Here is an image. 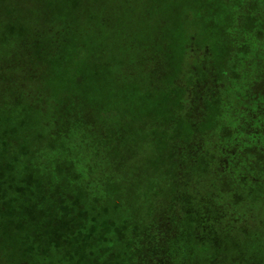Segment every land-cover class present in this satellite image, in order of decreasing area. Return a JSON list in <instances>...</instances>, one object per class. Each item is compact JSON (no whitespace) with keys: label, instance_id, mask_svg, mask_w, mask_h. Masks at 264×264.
<instances>
[{"label":"rangeland","instance_id":"obj_1","mask_svg":"<svg viewBox=\"0 0 264 264\" xmlns=\"http://www.w3.org/2000/svg\"><path fill=\"white\" fill-rule=\"evenodd\" d=\"M70 2L0 0V59L6 57L8 64L15 44L24 37L32 40L48 21H63L69 28L67 35L85 43L59 47L60 54L52 64L47 85L53 93L50 90L49 97L44 94L40 101L46 109L50 98L57 101L62 109L59 120H51L48 110L40 115L43 124L33 125L22 116L37 118V111L0 105V126L10 132L5 136L0 129V145L8 142L12 145L9 148L13 147L9 153L1 148V159L7 166L1 170L0 180L10 187L3 190L1 185L0 190V252L8 264L148 263L152 256L143 254L137 242L156 202L161 200L165 209H171L174 195L190 190L187 194H192V205L199 209L195 203L211 183L207 177H187L191 180L189 189L176 190L174 184L176 163L172 156L180 141L191 136L184 123L187 108L175 94L179 59L184 58L193 38L194 46H207L212 52L216 79L223 80L222 70L232 71L234 62L248 54L252 59L241 62L253 76H242L239 82L260 79L261 64L254 59V45L241 49L231 37L244 36L247 42L253 41L255 34L264 38V0H77L74 9ZM160 53H164L166 66L158 61L153 70L144 66L146 56ZM73 73L80 76L78 81L71 78ZM184 77L182 82L187 86L186 73ZM258 82L264 84V80ZM9 113L15 114L4 126L3 117ZM84 117L93 122L90 128L81 127ZM222 121L216 123L217 129L215 121L210 126L201 122L199 137L221 141L225 131L219 126ZM54 127L61 132L57 137L50 135ZM98 168L105 172L100 178L108 192L95 184ZM21 174L39 180L48 190L59 188V192L16 194L12 187ZM220 185L217 182L213 189L221 191ZM231 187L238 189L236 184ZM218 199L215 196L211 201ZM76 218L84 220L81 230L90 226L95 236L108 238V250L118 255L119 262L95 252L85 259L69 255L66 248L70 241H60L57 234H62L65 225H77ZM100 222H106L107 227L102 228ZM221 228L223 246L240 245L246 258L264 262V218L262 228L244 238L228 229L225 220ZM116 233L121 239L116 240ZM59 241L60 248H56ZM132 243L136 244L137 258L131 255ZM235 257L227 252L221 264H235ZM197 258L207 256L198 253Z\"/></svg>","mask_w":264,"mask_h":264},{"label":"trees","instance_id":"obj_2","mask_svg":"<svg viewBox=\"0 0 264 264\" xmlns=\"http://www.w3.org/2000/svg\"><path fill=\"white\" fill-rule=\"evenodd\" d=\"M70 3L74 9L77 0H71ZM64 24L66 23L63 21H58L57 24L48 21L45 29L43 31L39 29L32 40L29 41L24 37L15 44L9 52L10 56H14L11 64H8L6 57L0 59V71L3 70L0 81L2 92L0 105L4 109L9 105H15V109L26 107L37 111V118L22 116L24 120L29 118L30 124L33 125L43 124L44 121L40 115L44 116L48 110L51 120L60 118L62 109L57 101L50 98L47 109L40 101L44 94L49 97L51 88L47 82L51 79L52 64H55L60 48L68 44L69 46L76 45L77 42H79L78 46L85 45L75 37H71L74 39L72 40L65 32L69 31V28ZM192 39L185 50L184 58L179 59L181 64L174 79L177 88L175 94L182 97L179 101L183 102L188 112L184 120L185 127L191 132L187 140L180 141L181 146L172 156L176 163L173 167L174 184L176 190L189 189L191 180L207 177L214 186L220 182L221 191H215L213 185L208 183V192L204 193L203 198H198L195 203L200 206L199 209H194L192 205L190 190L187 191L188 194L186 192L174 195L173 202L171 200L169 204L171 209H165L163 202L158 200L155 212L151 214L146 224L147 227L141 232L137 247L143 248V254L152 256L153 261L149 260L144 264H188L190 260L191 264H221L223 263L221 258L227 252L235 253L236 257L232 260L235 264H264L261 259L246 258L239 244V246L232 244L228 248L223 246L219 231L224 229L221 228L224 220L228 229L238 231L239 236L241 234L243 238L248 234H254L255 228L259 230L262 228L264 218V84L258 81L264 80V38L255 34L253 41L247 42L244 36L233 35L231 37L233 42L241 45V49L245 50L249 44L254 45V53L257 55L254 59L261 64L258 72L260 79L244 84L239 82V79L243 78L242 76L252 78L253 75L247 70V65H243L241 61L246 63L247 60L252 59V54L235 61L232 71L222 70L223 80H219L216 79L212 66V52L207 46L203 48L194 46L192 43L194 39ZM163 57L164 53L156 57L146 56L144 66L153 70L155 61L166 66ZM74 59L78 61V57ZM156 64L158 65L157 62ZM70 65L72 66L71 62ZM10 68H14L15 71L10 72ZM185 73L187 80L189 79L187 86H184L182 82L186 78ZM71 78L78 81L80 76L73 73ZM13 114L15 113H9L8 117L6 115L3 117L4 126ZM89 118L82 119L84 122H81V127L90 128L92 126L93 122ZM219 119L223 120L219 125L220 129L225 130L222 131L221 141L214 143L208 141L209 137L202 140L198 131L200 123L208 122L210 126L211 121H215L214 128L217 129L216 123ZM0 129L5 136L10 133L8 127L0 126ZM60 134L61 132L55 127L50 131L53 137ZM207 135L205 133V136ZM77 137L82 139V136ZM10 142L15 145L14 140H9ZM10 146L12 145L8 142H5V146L0 145V178L1 170L7 166L1 159V148L5 147L4 151L8 149L9 153V150L13 148L10 149ZM82 153L87 156L88 151L84 149ZM98 156H100L99 151ZM96 171L99 179L95 181V184L108 192L109 189L100 178L105 172L101 168ZM187 177L191 180L188 181ZM232 184H236L238 188L236 191H233ZM1 185L4 186L3 190L10 187L9 183L7 185L0 180V190ZM195 188L192 187L193 190ZM12 189L16 194H25L30 190L35 193L59 192V188L48 190L44 183L31 177L27 178L25 174L23 177L22 174L20 175V180ZM238 190L241 193H238ZM215 196L219 199L217 202H212L211 199ZM83 221L81 218H76L77 225L69 227L65 225L66 229L61 231L62 234L60 236L57 234L60 241H70L66 248L69 249V255H79L85 259L95 252L100 256H107L111 261L119 262L118 255L108 250V238L95 236L90 226L84 231L81 230ZM179 223L186 224V227H179ZM100 226L107 227L106 222H100ZM117 239H121L119 233H116ZM60 241L55 243L56 248H60ZM137 247L134 243L129 244L133 257L137 256ZM198 253L201 255L203 253L207 258L199 260ZM3 255L1 251L0 264H8Z\"/></svg>","mask_w":264,"mask_h":264}]
</instances>
